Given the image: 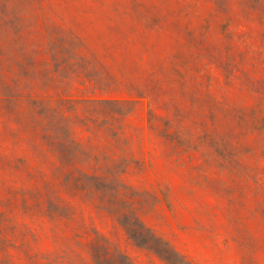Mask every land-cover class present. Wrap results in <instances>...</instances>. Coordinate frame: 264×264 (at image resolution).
I'll return each mask as SVG.
<instances>
[{
    "label": "rangeland",
    "instance_id": "374dc122",
    "mask_svg": "<svg viewBox=\"0 0 264 264\" xmlns=\"http://www.w3.org/2000/svg\"><path fill=\"white\" fill-rule=\"evenodd\" d=\"M0 264H264V0H0Z\"/></svg>",
    "mask_w": 264,
    "mask_h": 264
},
{
    "label": "trees",
    "instance_id": "16d2710c",
    "mask_svg": "<svg viewBox=\"0 0 264 264\" xmlns=\"http://www.w3.org/2000/svg\"><path fill=\"white\" fill-rule=\"evenodd\" d=\"M168 260V259H167ZM169 261V260H168Z\"/></svg>",
    "mask_w": 264,
    "mask_h": 264
}]
</instances>
